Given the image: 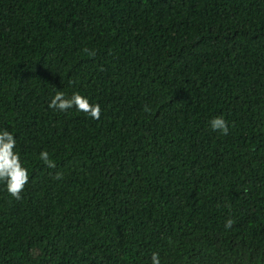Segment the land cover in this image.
<instances>
[{"label": "trees", "instance_id": "1", "mask_svg": "<svg viewBox=\"0 0 264 264\" xmlns=\"http://www.w3.org/2000/svg\"><path fill=\"white\" fill-rule=\"evenodd\" d=\"M4 129L0 264H264V0H0Z\"/></svg>", "mask_w": 264, "mask_h": 264}, {"label": "clouds", "instance_id": "2", "mask_svg": "<svg viewBox=\"0 0 264 264\" xmlns=\"http://www.w3.org/2000/svg\"><path fill=\"white\" fill-rule=\"evenodd\" d=\"M83 51L89 55H95V51L91 52L85 48ZM49 107L60 112H67L69 109L75 108L77 111L86 113L92 119L99 120L101 115L100 105L89 102V99L76 92L70 97L64 92L57 91L52 98ZM145 112L151 111L147 105L144 108ZM210 127L213 131H218L223 135L229 132V125L223 116H218L210 121ZM16 149V139L12 132L7 129L0 130V181L6 184L7 192L15 199H21L25 185L29 181L28 170L21 160L20 154ZM46 167L56 168L55 162L51 159L47 151H41L39 157ZM63 174L57 172L54 179H62ZM234 221L228 219L225 223L226 228H231ZM152 264H161L159 254L154 252L151 256Z\"/></svg>", "mask_w": 264, "mask_h": 264}]
</instances>
